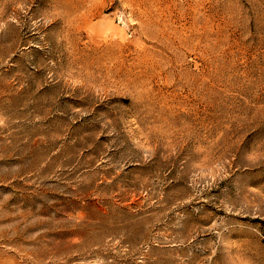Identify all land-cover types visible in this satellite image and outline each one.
Masks as SVG:
<instances>
[{
  "label": "rangeland",
  "instance_id": "rangeland-1",
  "mask_svg": "<svg viewBox=\"0 0 264 264\" xmlns=\"http://www.w3.org/2000/svg\"><path fill=\"white\" fill-rule=\"evenodd\" d=\"M0 264H264V0H0Z\"/></svg>",
  "mask_w": 264,
  "mask_h": 264
}]
</instances>
